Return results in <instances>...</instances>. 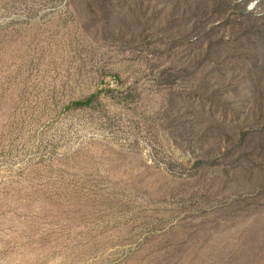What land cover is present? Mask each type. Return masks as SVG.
<instances>
[{
    "label": "rangeland",
    "instance_id": "rangeland-1",
    "mask_svg": "<svg viewBox=\"0 0 264 264\" xmlns=\"http://www.w3.org/2000/svg\"><path fill=\"white\" fill-rule=\"evenodd\" d=\"M0 264H264V0H0Z\"/></svg>",
    "mask_w": 264,
    "mask_h": 264
},
{
    "label": "trees",
    "instance_id": "trees-1",
    "mask_svg": "<svg viewBox=\"0 0 264 264\" xmlns=\"http://www.w3.org/2000/svg\"><path fill=\"white\" fill-rule=\"evenodd\" d=\"M95 95L90 96L88 99L86 100H79L73 103V105L75 106H87L90 105L94 99Z\"/></svg>",
    "mask_w": 264,
    "mask_h": 264
}]
</instances>
